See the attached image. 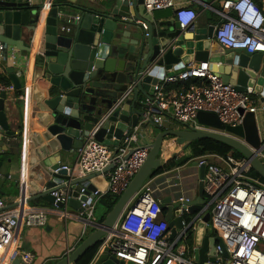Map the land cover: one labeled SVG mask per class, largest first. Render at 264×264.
<instances>
[{
  "label": "water",
  "instance_id": "1",
  "mask_svg": "<svg viewBox=\"0 0 264 264\" xmlns=\"http://www.w3.org/2000/svg\"><path fill=\"white\" fill-rule=\"evenodd\" d=\"M44 1L16 3L0 0V42L29 52ZM142 2L104 0L94 4L89 0H52L35 58L41 84L39 81L32 86L31 100L35 115L28 126L31 147L27 175L28 203L42 200L53 205L55 198L52 193H59L67 187L70 189L68 208L82 212L81 202L88 197L93 198L92 192L96 189L90 180L111 169L112 165L102 172L71 178L65 169H58L63 154L81 147L95 128L93 138L110 147L117 146L125 134L141 136L142 130L151 123L145 112L154 85L161 82L164 76L172 75L174 69L182 68L191 61L209 62L210 69L217 72L224 82L230 83L238 91L264 100V52L223 49L213 41L216 24L182 30L173 19L172 8L148 12ZM202 3L209 5L208 0H202ZM72 12L77 15L71 16L69 31L60 30L63 19ZM22 28L29 34V44L25 45L20 39ZM6 71L13 88L21 91L22 83L13 73V68L9 67ZM130 85L133 86L132 96L104 118L122 91ZM6 100V93H2L0 133L21 139L23 124L17 132L10 129ZM18 109L23 114V106ZM169 112L172 113V108ZM196 121L226 131L235 138L182 124L178 128L157 132L148 145L149 152L144 163L103 220L91 225V230L72 251L52 264H75L112 230L142 184L162 166L161 152L166 137L173 138L181 149L202 138L225 143L241 153L249 161L251 169L264 180V164L244 141L248 128L258 130L253 113L246 114L243 123L235 127L224 125L212 112L199 111ZM2 144L0 140V148ZM132 151L130 149L125 158ZM194 163L198 169L197 197L191 202L173 201L176 192L166 190L160 199L170 239L182 228L180 207L187 206L195 218L205 203V166H198L197 161ZM174 183L178 185L180 179L176 178ZM17 188L20 189V184ZM81 188L84 190L81 191ZM55 205L62 207L61 202ZM208 220L209 213L206 211L196 225L193 258L199 263L214 260L216 243L220 245L223 256L228 257L220 238L209 234V226L205 228ZM116 263L123 264V261L111 255L108 247H104L91 262ZM10 264L23 263L15 257Z\"/></svg>",
  "mask_w": 264,
  "mask_h": 264
},
{
  "label": "built area",
  "instance_id": "2",
  "mask_svg": "<svg viewBox=\"0 0 264 264\" xmlns=\"http://www.w3.org/2000/svg\"><path fill=\"white\" fill-rule=\"evenodd\" d=\"M178 1H182V4ZM51 3L52 0H45L41 9L49 10ZM195 3L204 5L202 0L142 2L148 12L172 8L173 19L182 30L195 25L198 13L191 6ZM217 12L221 20L215 25L213 40L223 49H244L247 53L264 52V12L254 0H224ZM70 23V17L64 18L60 30L68 32ZM17 55L18 51L14 46L0 42V61L10 58L13 64L18 65ZM192 78H199V82L181 85L170 91L164 88L168 83ZM132 88L130 85L122 91L104 118L132 96ZM12 90L13 85L0 83V97L2 93ZM27 94L24 91L18 97L24 102V108L25 103L28 104L30 100ZM147 102L149 107L145 115L151 119L149 125L162 127L171 118L178 124L191 126L196 130L221 133L232 138L235 136L226 131L198 123L197 113L212 112L224 125L232 127L241 125L248 113H253L257 122V115L264 114V100L251 93L238 91L230 83L224 82L217 72L210 69L207 61H191L172 75L164 76L161 82L154 85L152 98ZM170 108L172 113L169 112ZM95 131L96 128L91 131L85 143L75 150L74 163L60 164L58 169H65L72 178L102 172L112 165L111 169L101 174L106 178L105 189L102 191L96 188L92 192L93 198L88 197L81 202L84 210L77 212L67 206L69 188L66 187L59 193L53 192L54 204L38 209L28 205L26 182L20 183L14 205L6 208L4 200L0 198V264H10L15 257L23 264H32L33 253L19 247L21 232L25 227L45 226L49 215L59 218L65 225L69 221H80L83 230L78 242L81 241L88 233L87 227L91 228L97 222L93 219L94 199L105 193L119 197L125 190L144 163L149 152L148 145L152 141L141 142L143 133L141 136L125 134L117 146L110 147L93 138ZM1 137L0 133V140ZM130 149H133L132 153L125 158ZM252 151L257 153L264 164V138ZM202 164L205 166V203L195 218V214L192 216L187 206L180 207L182 215L191 217L183 219L182 228L177 230L172 239L169 238L168 222L163 217L161 195L157 194L155 185L147 180L124 208L112 230L99 243L95 256L104 247H108L109 253L118 261H123V264H264V182L250 175L251 165L244 157L235 159L232 156L206 154L197 158V165ZM192 200L190 195L179 193L173 201ZM56 202H61L62 207L56 206ZM206 211L209 213V220L205 228L209 226V234L220 238L228 257L223 256L220 245L216 243L214 260L199 263L194 260L193 255L185 257L190 248L186 243L192 240V250L196 247V225ZM74 247H67L64 255L69 254Z\"/></svg>",
  "mask_w": 264,
  "mask_h": 264
},
{
  "label": "crops",
  "instance_id": "3",
  "mask_svg": "<svg viewBox=\"0 0 264 264\" xmlns=\"http://www.w3.org/2000/svg\"><path fill=\"white\" fill-rule=\"evenodd\" d=\"M89 1L97 4L103 2L104 0ZM223 1L224 0H208L209 5H201L198 3L191 5L198 13V17L194 26L205 27L210 23H218L221 18L217 11L220 10ZM254 1L264 12V0ZM178 2L182 4V1ZM48 11V9L45 10V15L42 22L41 16L43 9L40 11L36 32L34 33L33 39L30 41L29 52L21 51L15 47V49L18 51V65L13 64L10 58H5L0 61V75L8 77L10 81L9 84L12 85V81L6 69L9 67L13 68V73L18 76L22 83L21 92L25 91L28 93L27 95H29L28 98L30 99L28 104L25 103V108L23 107V114H20L18 108L24 104L22 100L18 99L21 92L14 89L6 93L7 100L5 101V110L7 113L10 129L17 132L20 129L21 123L23 124V137L21 139L17 138L16 136L1 137L3 146L0 148V198L4 200L6 208L15 204V200L17 199L20 191L17 186L20 183L26 182L27 187L28 159L31 150L28 140V126L30 120L33 119V116L35 115V110L31 100L32 86L35 83H39L40 81V77L37 74L35 67V58ZM73 15L77 14L72 12V14L69 15L70 18ZM28 37L29 34L26 33L24 28H22L20 39L24 41L25 45L26 43L29 44ZM192 62L197 63L196 61ZM173 71L177 72V69H174ZM257 119L259 129L255 130L253 128H248L246 131V138L244 139L245 143H247L252 148H257L261 143V140L264 138V114H258ZM174 123L176 122L169 118L163 123L162 127L148 125L142 130L143 139L141 142L144 143L148 140L152 141V139L155 137V134L161 130L178 128L174 126ZM165 143H168V146L163 149L164 155H161L162 163L171 156H175V161H181L182 164L171 170L157 174L149 178V180L155 185L157 189L162 191L170 190V192L174 190V192H176L175 196H177L179 193H186L190 195L192 199H195L197 197L198 191V169L194 162L197 161L198 157H191L190 147L188 146L185 149H181L179 145L174 143L173 138H164L163 144ZM55 156H57V154ZM75 159L76 151L74 149L71 152H65L60 163L72 165ZM176 178L180 179V183L178 185L174 183ZM90 182L95 185L97 189L102 191L106 187L105 175L99 174L98 176L92 178ZM26 189L28 191V188ZM99 199L100 197H96L94 199V209L98 206L97 202ZM28 205L38 209H43L44 207L48 208L51 206L42 200L29 202ZM45 226H47V228H45ZM45 226L25 227L21 232L19 247L33 253L34 260L32 264L54 263L59 258L64 256L67 247L71 245L76 246L77 243H79L78 239L80 238L81 232L83 230V225L80 221H69L65 225L62 220L55 217L54 215L48 216ZM87 230L89 232L90 227H87Z\"/></svg>",
  "mask_w": 264,
  "mask_h": 264
},
{
  "label": "trees",
  "instance_id": "4",
  "mask_svg": "<svg viewBox=\"0 0 264 264\" xmlns=\"http://www.w3.org/2000/svg\"><path fill=\"white\" fill-rule=\"evenodd\" d=\"M199 78H192L188 81H177L175 83H168L164 85L165 90L169 91L171 88H177L181 85H188L189 83H198ZM0 83L9 84V78L0 75ZM21 92V91H20ZM171 138V137H170ZM168 146V143L163 144V149ZM191 150V157L196 158L200 157L206 154H217L220 156H232L235 159H240L243 156L241 153H239L237 150L232 148L231 146L222 143L220 141H216L213 139L208 138H202L195 140L190 143L189 145ZM175 156H171L167 160H165L161 167H159L157 170H155L152 174V177L163 173L165 171L171 170L180 164H182L181 161H175ZM250 174L255 175L260 181L264 182V180L252 169L250 170ZM118 199L117 196H114L110 193H105L102 196H100L99 201L97 202V205L104 209L103 215L100 217L98 222H101L103 218L105 217L106 213L112 208V206L115 204L116 200ZM91 230V228H90ZM89 230V231H90ZM80 242V241H79ZM99 244L89 248L76 262L75 264H90L97 252ZM52 264V263H47Z\"/></svg>",
  "mask_w": 264,
  "mask_h": 264
},
{
  "label": "rangeland",
  "instance_id": "5",
  "mask_svg": "<svg viewBox=\"0 0 264 264\" xmlns=\"http://www.w3.org/2000/svg\"><path fill=\"white\" fill-rule=\"evenodd\" d=\"M174 126L176 127H181V125L177 124V123H174ZM164 152V150H162L161 154ZM192 153V152H191ZM164 155V153H163ZM251 176H253L254 178L258 179L255 175H252L250 174ZM103 212H104V209L101 208L100 206H97L94 210H93V219H95L96 221H98L100 219V217L103 215ZM187 218H190L191 215H186ZM181 244V242H179ZM186 246L190 247L188 248V251L185 255L186 258H190L192 257L193 255V250H192V240H189L187 243H186Z\"/></svg>",
  "mask_w": 264,
  "mask_h": 264
},
{
  "label": "flooded vegetation",
  "instance_id": "6",
  "mask_svg": "<svg viewBox=\"0 0 264 264\" xmlns=\"http://www.w3.org/2000/svg\"><path fill=\"white\" fill-rule=\"evenodd\" d=\"M164 193H165V191H162V190H160V189H157V194H159V195L162 196V194H164ZM181 215H182V214H181ZM192 216H193V214H192ZM182 217H183V219L187 218L186 215H182Z\"/></svg>",
  "mask_w": 264,
  "mask_h": 264
},
{
  "label": "bare ground",
  "instance_id": "7",
  "mask_svg": "<svg viewBox=\"0 0 264 264\" xmlns=\"http://www.w3.org/2000/svg\"><path fill=\"white\" fill-rule=\"evenodd\" d=\"M45 10H46V9H43L42 16H41V18H42V19H41V22L43 21V18H44V15H45Z\"/></svg>",
  "mask_w": 264,
  "mask_h": 264
}]
</instances>
